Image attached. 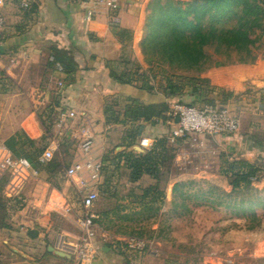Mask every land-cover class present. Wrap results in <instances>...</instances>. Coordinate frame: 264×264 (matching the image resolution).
I'll list each match as a JSON object with an SVG mask.
<instances>
[{
	"label": "crops",
	"instance_id": "1",
	"mask_svg": "<svg viewBox=\"0 0 264 264\" xmlns=\"http://www.w3.org/2000/svg\"><path fill=\"white\" fill-rule=\"evenodd\" d=\"M96 1L4 0L1 10L6 23L0 28V144L20 132L38 145L46 138L42 117L65 102L75 111L84 113L92 123L94 156L106 158L110 167L115 162L127 167L123 155H113L116 148L121 146L125 150L138 144L143 136L152 140L166 137L175 125L168 115L172 101L196 105L214 92L215 98L220 95L232 109L235 106L229 99L232 95L226 98L224 92L240 93L251 87L257 90L256 96L261 100L264 93L261 66L245 63L208 69L201 75L204 80L195 82L179 75L174 79L166 78L178 86V91L171 96L166 95L167 84L162 77L152 78V83L148 78L152 90L142 88L140 79L139 84L135 81L120 83L116 75L126 72L129 61L139 60L144 67L140 46L144 37L142 15L149 0H108L117 7L96 5L92 11ZM63 52H66L68 61L74 63V71L55 76L48 59ZM60 79L63 80L62 87L57 83ZM134 105L149 110L151 115L138 119L129 117L127 113L130 111L127 110ZM138 123L143 125L139 137L135 135ZM117 139L119 144H114ZM64 147L70 164L75 157L76 143L66 142ZM37 158L31 161L33 168L39 171L37 175H31L35 178L44 173ZM141 180L148 181V185L156 184V179L149 174H143L138 181ZM102 182L105 183V176ZM60 189L67 194L66 207L73 209L58 213L66 215L78 234L79 206L67 182L63 181ZM38 203L36 201L35 205L39 209ZM43 211V218L49 219L50 212ZM21 229L15 234L21 240L19 244L11 245L9 239L0 241V264H72L69 256L48 250L51 245L69 254L53 243L51 234L38 226H22ZM29 229H36L38 235L30 236ZM3 230L0 227V233ZM96 242L100 250L95 264L140 263L114 250L109 243L102 244L98 239Z\"/></svg>",
	"mask_w": 264,
	"mask_h": 264
},
{
	"label": "rangeland",
	"instance_id": "2",
	"mask_svg": "<svg viewBox=\"0 0 264 264\" xmlns=\"http://www.w3.org/2000/svg\"><path fill=\"white\" fill-rule=\"evenodd\" d=\"M229 12L226 17L214 21L215 25L223 29L235 27L237 17ZM254 56L253 63L245 64L261 66L260 73L264 76V38ZM213 58L214 62L224 65L215 66L214 63L210 69L242 64L238 55L226 52H219ZM152 64L145 63L143 67L135 59L127 63L126 71L133 74L140 65L139 72L146 71L144 76L151 83L157 76L166 80L178 75L191 78L192 75L172 70L159 61ZM135 82L139 84L140 81L137 79ZM256 91L251 87L240 93L232 92L229 97L235 104L232 109L220 95L215 98L214 92L196 104L211 102L224 105L240 116V131L232 136V145L237 144L239 149L233 155L231 146L225 144L231 135L217 138L201 133L170 144L168 156L156 179V184L165 193L164 199L153 192L147 198H141L143 190L150 186L148 181H131L130 169L124 164L119 162L116 165L115 162L110 167L106 163L105 183L100 187L95 205L98 214L94 227L96 239L102 244L109 243L114 250L142 264L145 261L146 264H264V93L258 100ZM137 125L135 135L139 137L143 125ZM46 143L44 140L35 146L26 144L25 153L36 157ZM69 144L73 146V143ZM114 144H119L118 139ZM62 150L65 152L66 148ZM67 155L65 161L69 162ZM234 157H242L261 167L262 171L254 178L255 183L248 187H232L230 181L233 176L226 172L228 160ZM58 160L60 157L55 154L53 161L56 163L42 166L44 173L41 177L29 176L19 185L17 180L13 182L10 170L0 172V227L4 229L0 233V241L9 239L11 245L19 244L21 240L15 234L22 231V226L40 227L52 235L51 240L59 247L62 239L77 236L65 214L49 210V219L43 218L45 212L35 205L52 188H60L63 179L58 175ZM184 174H190L183 180L186 183L183 190L192 196L184 199L187 207L176 206L182 199L178 194H170L174 179ZM202 190L207 191L206 196H210L211 202L193 197L201 194ZM242 206L245 209H241ZM137 235L147 238L156 252L152 254L146 250V253L139 254L127 249L122 238Z\"/></svg>",
	"mask_w": 264,
	"mask_h": 264
},
{
	"label": "trees",
	"instance_id": "3",
	"mask_svg": "<svg viewBox=\"0 0 264 264\" xmlns=\"http://www.w3.org/2000/svg\"><path fill=\"white\" fill-rule=\"evenodd\" d=\"M263 6L264 0H149L142 15L144 37L140 46L144 63L151 66L154 61H159L172 70L175 69L186 74L191 73L192 82L200 80L199 75L210 69L214 63L215 66L224 65L222 62H214L213 56L219 52L238 55L241 63L251 64L255 61L254 52L261 46L264 38ZM228 11L237 17V25L230 29H223L215 25L214 21L226 17ZM54 57L63 64L66 72L74 71V63L68 61L66 52ZM139 67L141 66L138 65L133 74L130 71H124L121 75H116L117 80L120 83H132L140 79L142 88L152 90L153 86L144 76L146 71L139 72ZM197 77L200 78L197 79ZM166 84L168 89L166 95L171 96L172 93L178 91L176 84L168 82V80ZM224 93L226 98L231 95L226 91ZM54 111L55 107L45 115L49 117ZM129 111L130 113L127 114L133 119H138L141 116L148 118L151 115L149 110L145 111L138 105L128 108L127 112ZM41 116L43 115L41 114ZM232 136L228 138L227 142L234 151L231 154L236 155L235 150L239 149V146L232 145L234 144ZM44 140L46 141V138ZM4 144L15 156L27 157L32 162L46 146L36 157L30 156L25 153L24 145L35 146V143L26 134L23 135L20 132L6 139ZM170 144L166 137H162L153 140L152 148L145 154L128 151L126 148L113 155H123L126 158L131 181H138L143 174H149L154 179H158L159 169L168 156ZM228 161L226 173L233 176L230 181L233 188L248 187L255 183L254 178L262 171L260 166L242 157H234ZM54 163L56 162L52 159L47 166H52ZM58 163H60L58 169L60 171L61 160H58ZM187 176L190 174H184L174 179L170 194H178L182 199L181 203L176 206L187 207L184 199L192 197L183 190L186 185L183 180ZM152 192L164 199L165 193L157 184L145 188L141 198H147ZM206 193V190H202L201 194H196L193 197L211 202L210 196H206ZM241 209H245V207L242 206ZM249 209L252 207L249 206ZM137 237L142 236L137 235Z\"/></svg>",
	"mask_w": 264,
	"mask_h": 264
},
{
	"label": "built area",
	"instance_id": "4",
	"mask_svg": "<svg viewBox=\"0 0 264 264\" xmlns=\"http://www.w3.org/2000/svg\"><path fill=\"white\" fill-rule=\"evenodd\" d=\"M3 4L4 0H0V28L6 23L5 15L1 10ZM96 5H107L113 9L117 7L116 4L108 0H97L96 4L91 7L92 11ZM48 60L55 76L65 74L63 64L53 55L49 56ZM57 83L61 87L64 85L61 79ZM168 115L175 123L166 136L171 144L186 136L201 133L217 138L237 135L241 127V119L237 113L227 106L211 102L193 105L172 101L169 105ZM45 116L42 117L41 123L47 144L38 155V162L47 166L55 154L59 155L62 168L58 175L69 184L70 193L79 206V215L76 218L78 234L74 239H62L60 248L69 252L72 264H95L99 258L100 250L94 230L98 218L95 205L103 184L107 161L94 156L93 126L86 119L84 113L75 111L64 102L59 108H55L54 113L49 117ZM71 141L76 143V152L73 161L68 164L65 161L62 145ZM138 144L142 148L150 150L153 140L143 136ZM4 169L10 170L13 182L18 181L17 185L27 177L37 175L39 172L38 169L33 168L32 162L27 157L15 156L4 144H0V172ZM66 203L67 194L65 191L54 187L39 201L38 207L46 211H72L73 208L66 207ZM122 239L127 249L139 252V254L146 253V250L152 254L156 252L147 238L128 236Z\"/></svg>",
	"mask_w": 264,
	"mask_h": 264
},
{
	"label": "water",
	"instance_id": "5",
	"mask_svg": "<svg viewBox=\"0 0 264 264\" xmlns=\"http://www.w3.org/2000/svg\"><path fill=\"white\" fill-rule=\"evenodd\" d=\"M124 150L123 147L119 146L116 148V152L118 151H122ZM128 151H136V152H139V153H146L147 150L142 148L139 144H134L132 146H130L129 148H127ZM28 234L32 237H36L38 235V231L36 229H29L28 230ZM48 250L50 251H54V252H57L58 254H60L61 256H69L71 258V255L69 254H66L65 252L63 251H60L58 249H55L53 246H48Z\"/></svg>",
	"mask_w": 264,
	"mask_h": 264
}]
</instances>
